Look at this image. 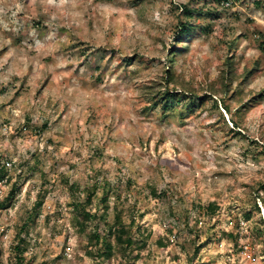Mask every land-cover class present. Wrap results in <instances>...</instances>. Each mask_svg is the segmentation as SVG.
Instances as JSON below:
<instances>
[{"label": "rangeland", "instance_id": "374dc122", "mask_svg": "<svg viewBox=\"0 0 264 264\" xmlns=\"http://www.w3.org/2000/svg\"><path fill=\"white\" fill-rule=\"evenodd\" d=\"M263 41L264 0H0V201L17 188L0 209V264H16L36 212L28 264H264ZM228 59L231 111L193 106L222 88ZM166 87L189 98L165 107ZM117 211L130 247L109 232Z\"/></svg>", "mask_w": 264, "mask_h": 264}, {"label": "trees", "instance_id": "16d2710c", "mask_svg": "<svg viewBox=\"0 0 264 264\" xmlns=\"http://www.w3.org/2000/svg\"><path fill=\"white\" fill-rule=\"evenodd\" d=\"M228 2L229 0H221V3ZM181 7L183 8L184 12L193 16L194 14L203 16L205 13L203 12L202 9H192L190 8L188 5H181ZM195 29V24L192 21H181L180 22V33L182 34H186L188 32H190L191 30ZM261 48L262 51L264 52V41L261 44ZM250 71H247L245 77L250 75ZM168 78H167V82L168 85L173 81V74L172 71L170 70V67L167 69L166 72ZM234 78V72L232 69V64L230 59L227 60L226 63V73L223 77V81H222V88H215L214 86H212L208 91L210 92V94H205V95H194L192 97V105L195 106L196 102H200V103H204L207 100H212L214 105L219 106L221 105L224 109L231 111L229 105L226 103V95L229 92V85L231 80ZM167 86V85H166ZM176 88H169L166 87V90L163 92H160V90L157 92V96L158 100H161L159 102H164L166 105L165 107L168 106V102L170 99H177L178 101H182L183 99H187L189 98L187 95L189 94V90H185L183 92V90L181 91H176ZM217 94H221V97L219 98H215L214 96H217ZM262 93H259L258 95L252 96L246 103H244L241 108H246L250 105V102L254 99H256V97L261 96ZM154 97V95H153ZM235 123V127L236 129L238 128H242V124L241 122L234 120ZM7 165V164H6ZM5 166V164H3V167ZM6 176V171L4 169H0V182L5 178ZM71 188L76 189L78 188L75 185H70ZM260 189H258V194H260L261 191H264V184H261L259 186ZM16 187L12 186L10 192L8 193V195L5 197V199L3 201H0V209L7 206L6 202L8 200H11L14 198V196L16 195L17 191H16ZM95 195V190H88L87 191V197H86V203L92 202V198ZM78 198V196H75ZM109 198V193H105V195L102 197L103 202H107ZM258 198H262L261 195H258ZM42 203L41 201L37 202L36 205V209L38 211V209L41 207ZM74 207L76 210V223L78 224V226L85 231L86 229V222L92 217V214L90 213V211L86 210L85 205H83L82 201L76 199L74 202ZM108 207V205H107ZM215 204L214 203H210L207 207V210H210L211 212L215 211ZM37 216V212L36 213H29L28 216L26 217L24 223L20 226V229L17 233V239H16V244L13 247V253H14V257L16 260V264H28L26 258H25V251L27 249V239L26 237L28 236V232L30 230L31 224L35 221V218ZM250 216V213L247 214V220ZM261 222L264 224V221L261 220ZM123 224V219H122V212L121 211H117L115 217H114V222L111 226V228L114 229V232H112V229L109 231L110 234H112V238L114 239V241L117 243V245H119V247H130L132 246V238L129 235L130 233V226L129 227H122ZM249 229V226H248ZM223 232H227L225 233V236L229 237H236L235 235L238 233H233L232 231H223ZM107 233L103 231V233H98L97 231L91 233L88 235V241L90 243L95 242L96 245H98L100 242H103L104 244V250L103 251H98L97 254L100 256H104L107 259H110L112 257V255L114 254V245L111 241V239H107L106 238Z\"/></svg>", "mask_w": 264, "mask_h": 264}, {"label": "built area", "instance_id": "2783aa9c", "mask_svg": "<svg viewBox=\"0 0 264 264\" xmlns=\"http://www.w3.org/2000/svg\"><path fill=\"white\" fill-rule=\"evenodd\" d=\"M226 4H229V3H228V2H226ZM6 164H7V165H9V162L7 161V162H6Z\"/></svg>", "mask_w": 264, "mask_h": 264}]
</instances>
